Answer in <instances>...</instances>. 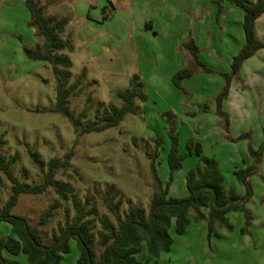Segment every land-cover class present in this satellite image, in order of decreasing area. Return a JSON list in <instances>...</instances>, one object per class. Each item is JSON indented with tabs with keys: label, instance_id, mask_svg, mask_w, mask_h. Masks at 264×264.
Returning <instances> with one entry per match:
<instances>
[{
	"label": "rangeland",
	"instance_id": "1",
	"mask_svg": "<svg viewBox=\"0 0 264 264\" xmlns=\"http://www.w3.org/2000/svg\"><path fill=\"white\" fill-rule=\"evenodd\" d=\"M35 2L44 16L68 19L59 36L71 48L56 53L72 60L66 107L77 122L56 110L58 80L53 65L26 52L41 45L43 37L32 24L25 0H0V155L15 158L10 168L17 180L29 186L42 184L51 160L67 161L66 167L55 171L54 179L71 185L85 209L96 205L102 215L115 220L129 204L147 212L161 187L168 186L170 197L187 196L188 173L201 165L202 157L215 159L225 188L233 187L240 195L245 187L234 171L256 165L249 177L252 195L245 210L228 213L231 228L211 225L207 217L197 220L191 209L186 231L177 234L172 229L171 250L156 260L264 264V47L234 73V57L246 42L243 9L230 1L233 9L220 8L209 0L207 20H194L190 30L180 22L189 12L188 1ZM260 17L257 27L264 42V14ZM151 22L154 30L149 29ZM191 41L198 47V61L189 49ZM183 70L189 75L174 81ZM134 75L145 96L135 99V112L125 114L117 126L83 131L102 123L105 114L122 105L119 94L130 88ZM173 136L185 157L181 167L171 172L168 154ZM261 147L257 161L249 150ZM0 179L3 204L12 193L11 181L2 170ZM119 199L122 205L113 214L107 203ZM54 204L53 216L39 225ZM202 210L207 214V208ZM11 212L39 225L44 241L50 243L53 232L75 209L71 200H62L48 186L40 194L20 193ZM9 233L10 224L1 222L0 238ZM78 256L72 240L71 251L60 264H77ZM12 258L29 264L25 254ZM136 258H150L145 244Z\"/></svg>",
	"mask_w": 264,
	"mask_h": 264
},
{
	"label": "trees",
	"instance_id": "2",
	"mask_svg": "<svg viewBox=\"0 0 264 264\" xmlns=\"http://www.w3.org/2000/svg\"><path fill=\"white\" fill-rule=\"evenodd\" d=\"M220 8L225 0H213ZM243 9V29L245 45L234 57L232 66L237 73L243 62L264 47V42L256 32V19L264 13V0H227ZM30 11L32 24L37 29L38 36L43 37V42L35 49L27 48V54L36 60H45L53 65L58 80L57 92L59 106L57 111L68 116L72 122H77L73 113L66 107L69 92L66 88L71 77L68 69L72 60L66 55H59L57 50L71 48L69 41L61 39L59 33L64 32L67 18L55 16L46 17L38 7L35 0H25ZM189 49L198 61V47L194 41L189 44ZM189 75L186 70L174 75L177 81ZM142 82L137 75L130 81V88L119 94L122 100L120 107H113L110 113L103 116L102 123L88 125L83 131H102L109 127L117 126L128 112H135V99L145 96L139 92ZM263 147V146H262ZM262 147L258 150L250 148V154L259 161ZM197 153H201L198 145ZM72 153L68 154V157ZM185 155L179 153L178 139L173 136L172 146L168 154L171 172L181 167ZM15 158L7 160L0 155V170L5 172L11 181L12 193L3 204H0V223L10 224V233L0 238V264H24L12 256L25 254L29 264H60L64 255L71 251L72 240L76 241L79 256L77 264H160L156 260L162 252H169L172 247L173 237L171 230L183 234L190 223L189 211H195L197 220L207 217L209 223H219L231 228L228 213L231 210H245V202L252 195L249 177L256 171L257 166L236 169L234 174L237 180L244 185L245 194L240 195L233 187L226 189L224 177L218 169L215 159L202 157L201 165L188 173L187 189L189 194L185 197L168 196V186L161 187L151 199L149 210L129 204L123 214L116 215L115 220L108 215H102L96 205L85 209L80 205L75 189L66 182L54 179L55 171L66 167L68 162L51 160L49 170L45 174L44 183L29 186L21 183L15 177L10 166ZM42 165L44 161L36 159ZM157 177L156 167L152 164ZM1 180V179H0ZM48 186L53 187L62 200H71L75 214L68 218L63 225H59L53 232L50 243L44 241L39 225L45 224L53 216L55 204L48 209L41 218L39 225H31L24 216L13 214L12 208L19 201L20 193L40 194ZM122 205L119 199L116 203H107L110 211L115 214ZM207 208V214L203 212ZM99 222L100 227H97ZM143 244L150 255L146 260H138L136 255L143 250ZM154 258V260H152Z\"/></svg>",
	"mask_w": 264,
	"mask_h": 264
},
{
	"label": "crops",
	"instance_id": "3",
	"mask_svg": "<svg viewBox=\"0 0 264 264\" xmlns=\"http://www.w3.org/2000/svg\"><path fill=\"white\" fill-rule=\"evenodd\" d=\"M153 1H155V0H153ZM156 1H161V0H156ZM178 1H188L189 4H190L189 5V12L186 11L184 19H181V21H180L181 23L183 21V24H185L186 29H189V27H190V30H192L193 29V24L195 23V21H197V23H199L200 21L207 20V16L209 14V12H208V3H209L208 1L209 0H178ZM227 2L228 1H224L223 2V7L225 9H233V7L230 6ZM184 4H187V2L186 3L184 2ZM189 14H191L192 16L188 20V15ZM174 17H176V15ZM200 17H202V18L200 20H197ZM260 18L261 17H258L256 19V23H255L256 32H257V35H258L259 38H260V34H259V28L257 27V24H258ZM149 25H150V28H149L150 30H154V28L156 27L155 26V22H151ZM147 32H148V30H147ZM147 32H146V34H147ZM157 35H158V33H157Z\"/></svg>",
	"mask_w": 264,
	"mask_h": 264
}]
</instances>
